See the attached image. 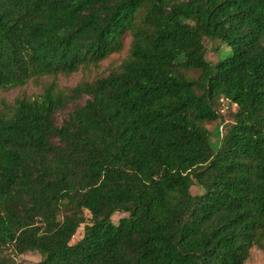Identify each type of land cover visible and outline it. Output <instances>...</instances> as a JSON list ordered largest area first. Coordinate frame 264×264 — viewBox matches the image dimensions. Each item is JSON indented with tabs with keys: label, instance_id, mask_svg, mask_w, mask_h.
Listing matches in <instances>:
<instances>
[{
	"label": "trees",
	"instance_id": "16d2710c",
	"mask_svg": "<svg viewBox=\"0 0 264 264\" xmlns=\"http://www.w3.org/2000/svg\"><path fill=\"white\" fill-rule=\"evenodd\" d=\"M30 83L0 109V264L264 251V0H0V95ZM222 97L238 108L214 149Z\"/></svg>",
	"mask_w": 264,
	"mask_h": 264
},
{
	"label": "rangeland",
	"instance_id": "374dc122",
	"mask_svg": "<svg viewBox=\"0 0 264 264\" xmlns=\"http://www.w3.org/2000/svg\"><path fill=\"white\" fill-rule=\"evenodd\" d=\"M206 45L208 46L207 59L213 63H216L219 60L231 54V49L225 43H220L219 41L210 42L209 40H207ZM123 57H124V53L114 56L116 61H119ZM109 63L110 60L103 62L100 70L98 71L92 70L89 73H87L88 71L86 72L80 71L69 78H61L60 84L62 86H73L81 79H83L85 76L93 77L99 71L106 70L107 67L109 66ZM40 92H42V88L37 83H30L22 88H16L10 91H3L0 95V109L5 108L7 104L12 103L14 99L20 94L27 93L28 95L34 96L35 94H38ZM237 108H238L237 106H234L230 109H227L224 113L225 120L215 121L208 126L211 132V137H210L211 144L214 149H217L221 142V138L224 131V124L234 119V115L237 111ZM191 191L193 194H198L201 193V188L198 185H194L191 188ZM86 216L87 218L91 217L88 211H86ZM125 216H127V213L116 212L111 216V220L115 223H118V221ZM83 232H84V225H82L78 229L74 237V241H77L80 238H82ZM40 260H41V255L39 253L26 252L16 257V264H37ZM245 264H264V251L258 248H254L251 252L250 258L247 260Z\"/></svg>",
	"mask_w": 264,
	"mask_h": 264
},
{
	"label": "built area",
	"instance_id": "2783aa9c",
	"mask_svg": "<svg viewBox=\"0 0 264 264\" xmlns=\"http://www.w3.org/2000/svg\"><path fill=\"white\" fill-rule=\"evenodd\" d=\"M234 106H237L236 103H234L230 98L228 97H222L220 100V113L224 114L227 109H230Z\"/></svg>",
	"mask_w": 264,
	"mask_h": 264
}]
</instances>
